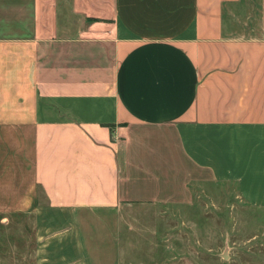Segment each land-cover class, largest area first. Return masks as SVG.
I'll use <instances>...</instances> for the list:
<instances>
[{
	"label": "crops",
	"instance_id": "1",
	"mask_svg": "<svg viewBox=\"0 0 264 264\" xmlns=\"http://www.w3.org/2000/svg\"><path fill=\"white\" fill-rule=\"evenodd\" d=\"M264 208V0H0V264H117L116 214L190 181Z\"/></svg>",
	"mask_w": 264,
	"mask_h": 264
},
{
	"label": "rangeland",
	"instance_id": "2",
	"mask_svg": "<svg viewBox=\"0 0 264 264\" xmlns=\"http://www.w3.org/2000/svg\"><path fill=\"white\" fill-rule=\"evenodd\" d=\"M203 178L178 201L118 211L117 264H264V208L241 199L233 183ZM24 223H4L1 264H33Z\"/></svg>",
	"mask_w": 264,
	"mask_h": 264
}]
</instances>
